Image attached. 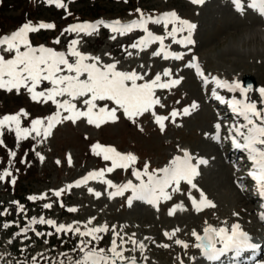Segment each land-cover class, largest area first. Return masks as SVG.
<instances>
[{
  "label": "rangeland",
  "instance_id": "1",
  "mask_svg": "<svg viewBox=\"0 0 264 264\" xmlns=\"http://www.w3.org/2000/svg\"><path fill=\"white\" fill-rule=\"evenodd\" d=\"M14 1L0 0V23L3 27L7 26V30L18 31L22 27L16 29L12 26L21 18L24 11L28 10V3L24 1L14 3ZM98 1V6L103 8L104 12L108 11V15L112 17L123 11L127 0ZM92 2L93 0H71L68 8H73L82 15ZM137 3L142 10H145V7L159 8V11L172 9L178 12L183 19H188L197 25L194 29V38L197 43L193 46V50L188 52L184 49L183 52L186 55L181 60L172 58L165 60L161 55H153L159 50L156 45H149L143 51L140 48L133 49L131 44L139 40L137 39L139 34L128 33L123 36L115 34L116 39L113 40L111 37L114 34H108L105 37L103 32H96L92 36L71 33L73 39L80 41L75 47H82L81 52L87 51V54L91 53L94 57H100L99 63H116L117 69L121 71H136L144 76L142 82L154 79L159 73L162 81L183 77L181 83L170 89L157 88L155 98H158L160 103L153 105L151 111L141 116L129 119L123 113V109L117 107V119L115 121L107 119V115L104 114L106 122H102L100 127L88 124L87 118L81 117L75 123L62 121L50 130V135L46 138L33 139L30 137L20 140L27 142L28 153L30 151L28 143H30L33 152H39L43 157L42 160L37 158L39 175L30 177L25 188L36 191L38 196L43 197L42 204L52 205L51 208L45 209L44 213L59 224H71L73 228L79 227L81 231L106 224L108 231L97 234L101 237L105 250L112 246L111 242L115 233L119 234L116 235L118 251L121 236L124 237L126 243L130 241L131 250L123 253L126 257L138 256L137 253L140 251L139 244L134 246L131 240L143 242L145 248L142 254L147 255L153 264H188L192 262V259L200 261L196 239L192 232L197 233V230H203L207 224H219L220 226L237 224L252 236L263 234L264 238V229L259 227L255 212L251 211L250 183H247L245 188H243L244 185L238 183L240 180L238 178L243 174V165L235 167L234 160L228 159L229 147L223 141L225 137L224 133L221 135L222 131H220L219 141L213 138L215 124L221 123L222 130V123L230 119L227 115L225 120H220L217 115V110L220 113L222 111L225 113V111L224 107L216 105L217 102L212 98L211 89L215 85H204L199 77L185 66L191 60L192 55H195L208 77L216 76L237 83L245 74H250L255 78L258 88L250 89L248 94L256 101L263 102L261 94L257 91L264 88V39L261 38L264 37V31H261V28H264V18L249 9L244 0H241L244 5L243 13L237 12L232 0H207L202 6L190 5L182 0H140ZM54 8L57 9L54 4H50L48 8L38 6L34 10L35 16L44 18L42 23H52L50 20H45L47 18H53V24L66 22L62 19L65 8H58L60 12H56ZM80 15L77 16L80 17ZM126 17H131V15ZM52 29H39L35 32L34 41L45 44L44 34L41 31L44 30L47 35ZM160 29L165 32L164 27ZM98 39L102 40L100 44ZM57 40L61 44L59 47H65L68 50L70 41L63 34L58 36ZM166 43L172 47L175 46L171 38H166ZM129 52L131 56L128 55ZM12 55L14 56L15 53L12 52ZM165 69L171 70L170 77L163 76ZM48 87L50 85L44 82L37 87L36 91ZM1 93L0 101L2 96L5 98V95ZM17 97H19V100H16L18 107L21 106L18 110L28 114L27 119L23 117L21 119L22 127L31 126L30 118H46L56 111V106L51 101H43V98L38 97L37 102L31 107L24 94ZM57 99H62V97H57ZM5 102L3 106L0 104V117L4 116V109L13 108L12 96L5 98ZM194 102L198 107L193 109L191 105ZM76 105L80 110H86L83 100L77 102ZM104 106L109 109L116 107L110 102L98 104V107ZM185 108H189L187 115L183 114ZM173 110L181 113L175 118V123L170 116ZM96 111L94 109V113ZM160 115L169 117L168 120L163 121L165 125L163 131L160 130L155 120V116ZM6 133H13L15 136L14 132ZM14 140L17 141L16 136ZM96 144L101 147H113L122 154L135 155L137 162L132 167L137 169L143 167L146 162L149 163L150 168H158L167 164L172 155L183 148H190L196 155L204 156L207 163L199 168V174L193 181L197 184L196 189H192L187 183H180L176 191L169 189L167 192L169 198L161 199L158 206L152 207L140 201H134L129 207L127 198L131 192L128 191L123 196L110 199L108 194L114 188L108 187L101 181L110 180L116 185L127 182L132 178V167H116L111 172L105 171L100 180L90 182L84 187H67L73 178L86 171L90 172L101 166L105 170L112 167L111 161H105L103 155L95 154L101 151L99 148H94ZM24 146L25 144L22 143L20 149L22 150ZM24 150L22 152L25 153ZM60 187L67 188L65 201L69 208L76 209L75 212L65 215L60 212L59 205H55L57 197L53 193ZM89 189L92 191L89 192ZM96 192H100L101 195L97 197ZM201 192L204 193L203 197H201ZM189 193H191V198ZM193 199L196 200L195 206ZM13 201L12 194L4 193L0 185V207L3 206L4 210L12 212ZM207 201L208 204H206ZM199 204H203L202 211L197 209ZM38 205L33 206L30 211L23 207L25 211L19 214L12 212L14 223L23 224L29 214L35 216L39 212ZM15 211L17 212V208ZM113 225L116 226L115 233ZM166 233L169 236L176 233L175 237L186 240L187 248L183 251V247L176 245L175 237L170 241L164 239ZM15 234L14 229L0 225V259L8 264H19L20 254L25 255L28 260L32 257L48 256L50 261L44 264H59L61 260L64 264H69V260L74 261L78 256V253L73 251L74 248L63 249L53 246L50 236H39L37 240L30 238L26 241V238H14ZM76 235L79 236V243L82 238L79 234ZM83 239L89 240L90 237ZM126 243L123 248L127 247ZM133 247L136 248L135 251H132ZM180 256L188 260L183 263L182 261L177 262ZM262 257L255 263L264 264V255Z\"/></svg>",
  "mask_w": 264,
  "mask_h": 264
},
{
  "label": "snow or ice",
  "instance_id": "2",
  "mask_svg": "<svg viewBox=\"0 0 264 264\" xmlns=\"http://www.w3.org/2000/svg\"><path fill=\"white\" fill-rule=\"evenodd\" d=\"M47 3L54 4L57 8L67 7L64 0H47ZM192 3L201 4L203 0H192ZM232 3L235 5L238 13L244 12V5L241 3V0H232ZM247 7L249 9H256L259 15L264 18V0H251ZM137 11L139 12L140 10L137 9ZM149 23L163 24L165 36L155 35L152 31H149L147 27ZM169 24H172L170 31H168ZM100 26L110 28L112 33L122 36L131 33L134 29H142L145 36L137 40L136 43L131 44V47L133 49L140 48L143 51L149 45L160 42L161 49H164L163 58L165 60L169 58L180 60L186 55V53L168 51L167 49L171 48V45L164 44L166 37H171L172 44L182 45L188 52H191L193 46L197 43L193 38V30L197 28V25L187 20L179 19L174 12L165 13L158 17H145L141 13L140 19L132 20L129 23H121L119 20L110 23L102 20L97 23H77L70 25L64 31L90 36L96 33ZM54 27L53 23H40L39 25L28 23L11 36L0 37V46L6 45V48L3 50L8 53H15L9 59H6L4 55H0V89H7L8 91L15 89L19 91L23 87L32 95L33 100L40 97L43 98V101H51L56 106V111L52 115L46 118L33 119L30 127L21 126L22 117H27L28 115L26 112L21 111L17 114L0 117V146L5 144L2 137H4L6 132H14L17 142H19L30 137L33 139L36 137H40L41 139L46 138L50 135V130L54 125L62 121H72L75 123L77 119L86 117L88 124H95L96 127H100L102 122H106L104 114L107 115V119L115 121L117 119V107L111 109L107 106L98 107L97 101H112L118 108L123 109V113L129 119L141 116L151 111L153 105L160 103L159 99L155 98V90L157 88L170 89L175 85H179L183 79L181 77L179 79L162 81L161 74L158 73L154 79L138 83V81L144 80V76L136 71H118L116 70V63L98 66L100 57L88 56L78 51L75 45L80 43V41L75 39L71 40L68 44L69 56L74 58L71 62L65 52L55 51L52 48L43 46L33 47L31 45L28 33L37 32L39 29H52ZM111 38L115 40L116 36L113 35ZM56 42L59 43L60 41L57 40ZM22 47L23 51L21 50ZM128 55L131 56V53L129 52ZM153 55L160 56L161 51L157 50ZM87 61L94 62L89 63ZM185 66L189 69H195L196 73L202 77L204 85L214 84L215 87L211 89L212 96L220 103H227L233 114L238 118H242V123H233L228 126L227 138L234 148L247 153V159L252 165L249 176L257 186L259 196L264 198V109H258L255 102L248 100L246 93L251 89V85L244 87L239 83L229 82L216 76L208 77L202 70L195 55H192L191 60ZM163 76L170 77L171 70L165 69ZM44 82H47L50 87L36 91L37 87ZM218 89H226L232 93L239 91L243 98L237 99L233 97L230 101L226 102L224 97L217 93ZM259 91L261 96H264V88H261ZM57 97L68 98L61 100L57 99ZM82 97H87L83 99L86 111L80 110L73 103L74 100ZM197 107L198 105L195 102L191 105L193 109ZM94 109L97 110L95 113ZM62 112L67 113V115H62ZM180 114L176 110L171 111L170 116L173 123H175V118ZM183 114H189V108H185ZM153 115L155 114L153 113ZM168 119L169 117L164 115L155 116L156 123L159 124L161 131L165 127L163 121ZM214 127L215 135L213 138L219 141L221 139V123H216ZM94 148L101 149L100 152H96L95 154L98 156L103 155L105 161H111L112 167L100 172H90L83 178L84 181L92 177L102 176L104 171L111 172L116 167H132L137 162L135 155L131 153L122 154L113 147H101V145L96 144ZM180 151L183 152V155L172 157L169 164L163 168L149 170L150 166L147 162L143 165L142 170L132 167V175L138 183H133L132 180H129L127 183L116 185L110 180L101 181L108 185V187L115 189V191L109 192V198L123 196L125 192L130 191L131 195L127 198L129 207L133 205L134 201H143L150 205H155L161 199H168L167 190L171 188L173 191H176L182 181L190 185L192 189H196L197 184L193 182L194 178L199 174V167L206 164L207 161L202 158H195L187 150L180 149ZM35 154L41 160L43 159L39 152ZM8 155L9 167L0 170V181H4L6 177H11V183L15 184V176L12 174L10 166L15 162L14 158L17 153L9 150ZM20 163L26 164L28 161L21 158ZM80 183L82 181H77L76 186H79ZM61 191L63 190L55 191L53 193L54 196L60 197ZM91 191L92 189H89V192ZM200 194L201 197L204 196L203 192ZM95 195L99 197L101 193L96 192ZM189 196L191 198V193H189ZM40 198L42 199L43 197ZM28 199L35 201L38 197L30 196ZM192 202L195 206L196 200L193 199ZM12 203L17 205L18 214L25 211L23 206L19 205L18 202L13 201ZM51 207L52 205L48 203L43 205L44 209ZM68 211L75 212L76 209L68 208ZM7 212L8 210L5 209L3 212H0V216L6 215ZM89 223H91V220H89ZM36 224L53 226L56 233L71 231L74 234L80 235L82 239L73 249L79 255L74 261L69 260V264H137L135 256L131 258L124 256L123 245L126 241L123 236L120 237V250H117L116 235L119 234L115 233V225L112 226L115 233L111 242L112 246L105 250L98 247L93 241L101 239L97 235L98 233L108 231L106 224L99 227L86 228L85 231H81L79 227L73 228L71 224L65 225L61 223L57 226L55 220H45L41 216L39 219L32 217L28 225L20 229V231L24 233L29 230L34 231L32 225ZM3 227L8 228L9 224L5 223ZM238 228L239 225L233 224L231 234H228L227 229L223 227L219 229L207 227L204 229L203 236L197 235L195 231L192 232V235L197 241H200L196 247L203 249L205 253H208L209 250L216 254L223 253L229 248L247 249L252 247L247 233L238 232ZM36 235L40 236L43 233L37 232ZM165 235H168V233ZM84 237H90V239L84 240ZM217 238L223 245L221 248H217L216 246ZM131 242L134 246L139 244L140 251H144L145 244L143 242H137L136 240H131ZM176 243L182 244L183 242L177 240ZM184 246L187 247L186 244ZM135 250L136 248L133 247L132 251ZM144 259H147V257H144ZM32 260L33 264H35L36 257H32ZM59 264H64V261H59Z\"/></svg>",
  "mask_w": 264,
  "mask_h": 264
},
{
  "label": "bare ground",
  "instance_id": "3",
  "mask_svg": "<svg viewBox=\"0 0 264 264\" xmlns=\"http://www.w3.org/2000/svg\"><path fill=\"white\" fill-rule=\"evenodd\" d=\"M223 141H225V140H223ZM242 175V174H241ZM236 183V182H235ZM246 185V184H245ZM245 185H244V187L243 188H245ZM242 187V186H241ZM250 194V193H249ZM244 198V197H243ZM249 199V198H248ZM250 201V203H251V211L253 212L254 210H255V208H256V205H253V200H249ZM249 204V203H248ZM249 206V205H248ZM258 224V223H257ZM259 231V230H258ZM263 235V234H262ZM259 240V239H258ZM170 241V240H169ZM165 250V249H164ZM183 251H184V249H183ZM195 251H196V249H195ZM184 257V256H183ZM197 258V257H196ZM263 258V257H262ZM178 259V258H177ZM199 259V258H198ZM186 260V259H185ZM188 260V259H187ZM186 260V261H187ZM200 260V259H199ZM197 261V260H196ZM182 263H183V261H182ZM260 263V262H259Z\"/></svg>",
  "mask_w": 264,
  "mask_h": 264
},
{
  "label": "trees",
  "instance_id": "4",
  "mask_svg": "<svg viewBox=\"0 0 264 264\" xmlns=\"http://www.w3.org/2000/svg\"><path fill=\"white\" fill-rule=\"evenodd\" d=\"M94 9V8H93ZM93 11V10H92ZM95 12L97 13V14H99L100 12H99V8L98 7H96L95 8Z\"/></svg>",
  "mask_w": 264,
  "mask_h": 264
},
{
  "label": "water",
  "instance_id": "5",
  "mask_svg": "<svg viewBox=\"0 0 264 264\" xmlns=\"http://www.w3.org/2000/svg\"><path fill=\"white\" fill-rule=\"evenodd\" d=\"M247 78H249V79L252 81V83H251V84H253L254 80H253L251 77H247Z\"/></svg>",
  "mask_w": 264,
  "mask_h": 264
},
{
  "label": "clouds",
  "instance_id": "6",
  "mask_svg": "<svg viewBox=\"0 0 264 264\" xmlns=\"http://www.w3.org/2000/svg\"><path fill=\"white\" fill-rule=\"evenodd\" d=\"M261 31H264V28H261ZM262 39H264V37H261Z\"/></svg>",
  "mask_w": 264,
  "mask_h": 264
}]
</instances>
